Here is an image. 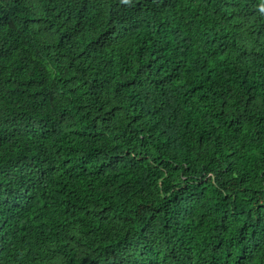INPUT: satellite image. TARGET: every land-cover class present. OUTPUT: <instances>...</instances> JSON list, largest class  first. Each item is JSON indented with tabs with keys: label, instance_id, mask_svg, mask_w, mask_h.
<instances>
[{
	"label": "trees",
	"instance_id": "trees-1",
	"mask_svg": "<svg viewBox=\"0 0 264 264\" xmlns=\"http://www.w3.org/2000/svg\"><path fill=\"white\" fill-rule=\"evenodd\" d=\"M0 264H264V0H0Z\"/></svg>",
	"mask_w": 264,
	"mask_h": 264
}]
</instances>
